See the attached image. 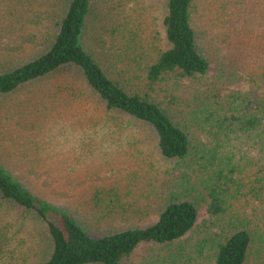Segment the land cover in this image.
Returning a JSON list of instances; mask_svg holds the SVG:
<instances>
[{
    "label": "trees",
    "instance_id": "16d2710c",
    "mask_svg": "<svg viewBox=\"0 0 264 264\" xmlns=\"http://www.w3.org/2000/svg\"><path fill=\"white\" fill-rule=\"evenodd\" d=\"M69 1L47 52L0 73V98L62 68L78 67L96 104L113 119V135L124 149L123 156L136 160L125 178L94 192L95 212L102 208L103 219L116 213L129 221L130 216H124L128 211L145 209L147 216L155 214L157 219L144 227L132 223L100 236L89 235L68 214L57 213V222H53L50 206L34 198L0 166V253L7 250L5 264L30 263L26 262L30 255L22 261L15 253L31 248L35 224L45 227L49 244L38 253L37 264H248L254 255L259 264L256 243L260 231L252 219H245L251 199L241 209L238 195L230 192L224 179L236 170L231 166L233 138H243L259 164L250 194L264 206V52L260 54L263 63L249 64L246 73L221 87L217 83L201 86L216 61L202 42V33L207 31H198L195 20H200V14L208 17L212 0H165L157 24L161 25L158 45L151 47L150 55L144 51L139 57L133 55L138 62L119 60L123 68L117 69L119 77H115L80 43L93 0ZM209 27L220 28L214 34L227 53L224 35L219 36L223 21L214 25L211 19ZM241 82L250 83L251 90L225 89ZM231 102H235L234 110ZM251 141L256 144L257 157H253ZM168 163L173 166L163 168ZM175 169L181 172L171 181L169 174ZM205 208L208 223L220 220V228L214 232L208 227V237L199 241L197 222ZM222 216H228L225 223ZM142 247L147 252L136 261Z\"/></svg>",
    "mask_w": 264,
    "mask_h": 264
},
{
    "label": "rangeland",
    "instance_id": "374dc122",
    "mask_svg": "<svg viewBox=\"0 0 264 264\" xmlns=\"http://www.w3.org/2000/svg\"><path fill=\"white\" fill-rule=\"evenodd\" d=\"M164 2L93 0L92 14L86 18L80 43L108 71L119 77L117 69L123 68L119 60L138 62L133 55L139 57L143 51L150 55L151 47L154 49L158 45L161 25L157 24ZM69 3V0H0V73L19 68L47 52ZM209 5L212 8L208 17L197 15L200 20L196 17L195 25L198 31H207L202 33V42L216 62L201 81V86L217 83L221 87L236 75L246 73L249 64L263 63L260 54L264 52V0H212ZM206 9L209 8L206 6ZM211 19L214 25L223 21V34L219 36L224 35L227 53H224L218 35L214 34L220 28H208ZM209 30L212 33H208ZM213 35L215 39L211 37ZM229 69L231 72L228 73ZM225 89L249 92L251 84L232 83ZM165 96L162 94L160 98ZM234 103H230L233 110ZM112 121L96 104L94 92L85 87V77L80 69L75 65L62 68L0 100V166L34 198L50 206L53 212L49 217L53 222H57V213L68 214L92 236L126 228L132 223L147 226L156 221L157 216H147L145 209L139 213L135 209L128 211L129 214L124 216H130L129 221L116 213L103 219V209L94 210V192L125 178L134 169L130 164L136 163L131 157L123 156L124 149L113 135ZM255 137L257 142L258 137ZM233 139L235 158L231 166L236 170L231 177L226 176L224 182L234 196L238 195L236 200L241 203V209L242 204L247 205L251 199L245 219H252L260 231L257 257L259 264H264V206L255 194H250L259 176V164L252 158L251 148L243 143V138ZM251 144L253 157H257L256 144L252 141ZM169 165L173 166L168 163L163 168ZM180 172L172 170L168 179L173 181ZM199 176L203 177V174L199 173ZM209 217L205 208L197 222L199 241L208 237V227L219 232L220 220L209 224ZM221 219L225 223L228 216ZM33 236L31 248L15 253L22 261L30 255L26 261L30 263L24 264H37L38 253L49 247L44 226L35 224ZM146 252L147 247L138 249L135 260ZM32 253H35V260ZM6 255L7 250L3 248L0 264H5ZM255 256L248 264H256ZM144 259L148 260L149 255ZM18 264L23 263L19 261Z\"/></svg>",
    "mask_w": 264,
    "mask_h": 264
}]
</instances>
